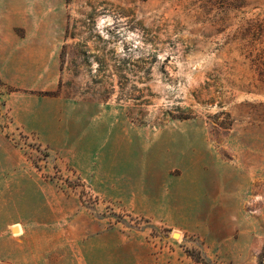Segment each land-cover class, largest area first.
Here are the masks:
<instances>
[{
	"label": "rangeland",
	"instance_id": "1",
	"mask_svg": "<svg viewBox=\"0 0 264 264\" xmlns=\"http://www.w3.org/2000/svg\"><path fill=\"white\" fill-rule=\"evenodd\" d=\"M263 245L264 0H0V264Z\"/></svg>",
	"mask_w": 264,
	"mask_h": 264
},
{
	"label": "trees",
	"instance_id": "2",
	"mask_svg": "<svg viewBox=\"0 0 264 264\" xmlns=\"http://www.w3.org/2000/svg\"><path fill=\"white\" fill-rule=\"evenodd\" d=\"M131 1H145V0H131ZM188 254L192 256L197 262H204V259H201V257H194L191 251H188ZM4 264V263H1ZM258 264H264V245L261 248L260 252L258 253Z\"/></svg>",
	"mask_w": 264,
	"mask_h": 264
},
{
	"label": "water",
	"instance_id": "3",
	"mask_svg": "<svg viewBox=\"0 0 264 264\" xmlns=\"http://www.w3.org/2000/svg\"><path fill=\"white\" fill-rule=\"evenodd\" d=\"M14 230H15V231H18L19 229H18V227H15Z\"/></svg>",
	"mask_w": 264,
	"mask_h": 264
}]
</instances>
